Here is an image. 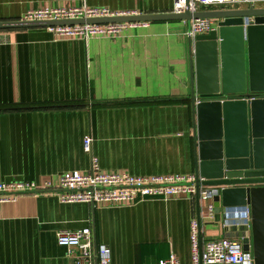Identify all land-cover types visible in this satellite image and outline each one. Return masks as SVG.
Segmentation results:
<instances>
[{
    "label": "crops",
    "instance_id": "1",
    "mask_svg": "<svg viewBox=\"0 0 264 264\" xmlns=\"http://www.w3.org/2000/svg\"><path fill=\"white\" fill-rule=\"evenodd\" d=\"M81 1L0 0V22ZM87 1L114 13H166L174 6V0ZM186 30L182 19L158 20L85 41L55 38L42 26L0 29V182L55 183L66 171H89L93 158L105 172L196 173L194 105L200 98L195 42ZM204 212L196 195L106 207L62 203L57 192L19 193L0 203V264H74L57 233L85 227L92 229L93 253L108 246L112 264H157L171 255L192 264L194 218L202 217L201 244L251 233L244 210L220 221Z\"/></svg>",
    "mask_w": 264,
    "mask_h": 264
},
{
    "label": "water",
    "instance_id": "2",
    "mask_svg": "<svg viewBox=\"0 0 264 264\" xmlns=\"http://www.w3.org/2000/svg\"><path fill=\"white\" fill-rule=\"evenodd\" d=\"M213 18L216 29L194 41L196 174L210 186L216 220L251 211V233L241 239L254 264H264V6L192 13H123L108 17L0 22V29L113 22ZM222 94L233 97L221 101ZM200 213V198L196 196ZM199 216V215H198ZM97 253V252H96Z\"/></svg>",
    "mask_w": 264,
    "mask_h": 264
},
{
    "label": "built area",
    "instance_id": "3",
    "mask_svg": "<svg viewBox=\"0 0 264 264\" xmlns=\"http://www.w3.org/2000/svg\"><path fill=\"white\" fill-rule=\"evenodd\" d=\"M258 2L262 0H174L172 12L183 13L188 7L194 13L210 10L214 6L228 8L236 4L256 5ZM119 14L123 13H114L107 7L91 5L87 0H82L80 4L73 6H42L30 9L24 14L23 20L86 19ZM183 21L187 26L186 35L193 41L198 35L215 30L218 23L213 18H192ZM141 23L143 22L85 23L48 26V29L55 38H82L88 41L94 37H119L127 28ZM0 41H3L2 37ZM230 97L233 96L222 94L218 98L225 101ZM254 97H264V93L256 94ZM200 102L201 98L197 100V103ZM91 145L92 138L85 137V151L90 152ZM205 180L196 173L138 176L127 172H105L100 168L97 159L93 158L89 171H66L58 175L55 183L49 180L2 181L0 203L15 201L19 193L26 192H57L62 203L82 202L106 207L133 205L148 199H188L199 194L201 210L205 209V217L214 220L216 216L214 197L221 193L224 186H210ZM260 185L264 186V184ZM245 215L251 222L249 207L246 208ZM201 219L194 218L191 221L192 264H254L252 251H245L241 240L223 235L219 238L207 239L201 244ZM226 226L227 222L223 223V227ZM57 242L60 246L68 248V255L73 257L74 264H112L108 246L101 245L97 253H93V233L90 227L59 231ZM157 264H180V261L176 255H171Z\"/></svg>",
    "mask_w": 264,
    "mask_h": 264
}]
</instances>
